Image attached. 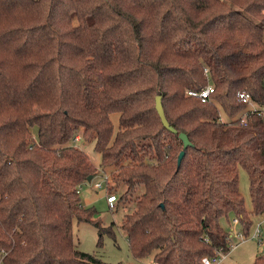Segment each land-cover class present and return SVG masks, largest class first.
Segmentation results:
<instances>
[{
	"label": "trees",
	"instance_id": "1",
	"mask_svg": "<svg viewBox=\"0 0 264 264\" xmlns=\"http://www.w3.org/2000/svg\"><path fill=\"white\" fill-rule=\"evenodd\" d=\"M208 83L210 99L187 95ZM242 91L264 101V0H0L4 263L112 264L75 247V221L98 228V246L116 240L78 192L97 172L71 143L80 130L135 201L121 223L134 258L228 252L223 221L247 237L264 213V120L240 123ZM179 133L192 143L180 166Z\"/></svg>",
	"mask_w": 264,
	"mask_h": 264
},
{
	"label": "rangeland",
	"instance_id": "2",
	"mask_svg": "<svg viewBox=\"0 0 264 264\" xmlns=\"http://www.w3.org/2000/svg\"><path fill=\"white\" fill-rule=\"evenodd\" d=\"M222 116L224 119H227L225 115ZM111 119L115 128H118L119 114H112ZM71 143L85 151L93 164L97 166L95 177L90 179L92 181L89 180L84 183L79 190L82 202L86 207L94 206L98 211L95 217H99L106 227L113 225L112 229L116 234V240L112 236L104 234L102 238L103 243L101 246H98V228L90 222L78 223L75 221V247L82 252L94 254L103 261L112 264H153V255L144 259H136L129 251L127 236L121 228V223L125 214L132 212L134 209L135 201L131 196L121 198L125 187L113 182L111 172L114 171V167L101 168V154L95 150V141L84 139L81 130L77 132ZM97 182H101L102 186L96 187L95 184ZM240 189L245 196L246 207L252 209L249 176L243 168L240 169ZM142 191L139 189L137 193L140 194ZM112 194L117 196V200L113 203V206L107 201L108 196ZM253 220L254 224L249 236L231 237L230 245L239 244L232 249L228 258L222 264H253L256 255L264 253V213L253 216ZM258 223H261L262 227V232L259 234L258 239L249 238L254 233ZM223 224L228 231L231 228L239 231V226H235V224L232 227L224 221ZM242 237L247 240H243ZM260 241L261 243H259Z\"/></svg>",
	"mask_w": 264,
	"mask_h": 264
},
{
	"label": "built area",
	"instance_id": "3",
	"mask_svg": "<svg viewBox=\"0 0 264 264\" xmlns=\"http://www.w3.org/2000/svg\"><path fill=\"white\" fill-rule=\"evenodd\" d=\"M214 92H215V87H214L213 83H208L205 87H203L200 90L199 89H188L186 93L189 96L198 97V98H201L203 101H206V100L211 98V95ZM239 99L242 101V103L245 104V109L238 115L241 124L245 125L247 123V120L249 119V117L252 115L260 116L264 120V101L263 102H257L253 98L251 93H249L247 91L240 92L239 93ZM220 121H223L222 117L220 118ZM90 181H92V180H90ZM82 185H80L78 187L79 193H80L79 190H80ZM95 186L101 187L102 184H101V182H97L95 184ZM116 200H117V196L115 194H112V195L108 196V198H107L108 203L112 206ZM233 224H235V226H238V220L236 218L233 219ZM261 232H262L261 223H258L256 229L254 230V233L249 238L258 239V236ZM229 233H230V238L233 235L234 236H238V235L242 236L240 231L235 230L233 228H231L229 230ZM236 246H237V244L230 245L228 252L223 251V249H219L216 252V254L213 256H204L200 259V264H222L228 258L232 249H234ZM5 255H6V253L3 250H1L0 251V264H5L4 259H3ZM153 264H156V263L153 262Z\"/></svg>",
	"mask_w": 264,
	"mask_h": 264
},
{
	"label": "water",
	"instance_id": "4",
	"mask_svg": "<svg viewBox=\"0 0 264 264\" xmlns=\"http://www.w3.org/2000/svg\"><path fill=\"white\" fill-rule=\"evenodd\" d=\"M156 109L159 112V115L162 119V122L164 124V126L166 128H168L169 130L176 132V130L169 124L166 116H165V112H164V108L162 105V101H161V96H158L156 99ZM179 138L183 141V150L181 151L179 157H178V166H180L182 158L184 157L185 154V150L192 145L189 137L187 136V134L185 133H179ZM91 179V178H90Z\"/></svg>",
	"mask_w": 264,
	"mask_h": 264
},
{
	"label": "crops",
	"instance_id": "5",
	"mask_svg": "<svg viewBox=\"0 0 264 264\" xmlns=\"http://www.w3.org/2000/svg\"><path fill=\"white\" fill-rule=\"evenodd\" d=\"M261 228H262V227H261ZM262 235H263V234H262ZM233 237H240V236H234V235H233ZM262 237H263V236H262ZM248 239H249V238H248ZM261 239H262V238H261ZM263 239H264V238H263ZM263 239H262V241H263ZM243 240H247V239H244V238H243ZM259 243H261V241H260ZM236 244L238 245L239 243H236ZM256 256H258V255H256ZM255 258H256V257H255Z\"/></svg>",
	"mask_w": 264,
	"mask_h": 264
}]
</instances>
